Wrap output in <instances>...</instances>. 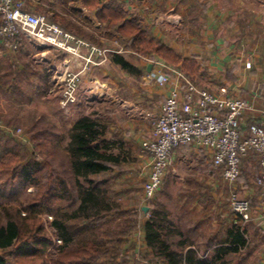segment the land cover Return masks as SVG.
I'll return each mask as SVG.
<instances>
[{
    "label": "crops",
    "instance_id": "1",
    "mask_svg": "<svg viewBox=\"0 0 264 264\" xmlns=\"http://www.w3.org/2000/svg\"><path fill=\"white\" fill-rule=\"evenodd\" d=\"M22 1L27 10L44 13L66 31L101 49L109 50L108 60L104 64L88 69L89 71L81 76L78 100L74 107L79 114L82 113V116L67 124L66 129L55 121L56 126L61 129V138L66 132L69 133L70 139L74 125L84 117L95 118L85 113L91 104H89L90 100L100 104L110 100L112 107L107 110L106 118L93 120L97 122L94 128L100 134L96 142L104 140L107 143V152L125 159L121 166L114 167L115 171L118 169L122 171L120 174H115L114 178L123 177L122 173L125 170H131L135 174H145L147 179L152 167V156L143 149L142 142L151 137L154 124L162 112V104L170 93L173 90H178L181 94L184 92L182 80L173 75L172 81L164 85L147 83L145 76L155 71L156 65L129 49L126 43L128 40L121 39L115 29L106 28L99 19L97 11L89 9L82 0ZM112 1L103 0L101 7H111ZM117 1L123 5L126 18L140 17L143 28L150 36L169 44L183 58H195L199 62L198 80L193 81L188 76L197 85L210 91L225 86L231 96L250 102L256 100V110L246 111L240 118L243 131H246L253 122L264 126V116L260 112L264 103V0ZM65 21L77 25L84 35L66 27ZM1 22L0 15V24ZM24 42L25 38L22 39L20 49ZM4 49L0 40V93L1 95L5 93V97L9 93L8 101L17 102L18 106L31 97L27 92L30 86L29 80H37V93L41 94V91L47 93L53 83L52 71L58 70L62 74L65 68L78 70L84 63L58 48L44 46L41 50L45 64L48 66L41 68L36 76H32L33 74L27 71L25 75L22 74L25 66L12 58V54L15 53L11 52L10 57L8 53L10 50L4 53ZM127 54L134 55L135 61L127 59ZM117 55L121 56L129 66L124 67L117 63L115 61ZM5 58L6 61H3ZM155 58L164 61L160 57ZM169 65L183 71L173 64L169 63ZM21 74L25 76L22 77ZM19 90L23 94L18 97L14 93ZM0 133L4 138L7 136L3 130H0ZM69 141L61 145L64 151ZM254 158H258L256 160L260 166L259 157L255 152H250L245 157L244 165ZM132 173H128L124 180L131 183L134 180ZM216 175V168L212 163V151L196 143H190L177 147L171 152L167 175L160 191L163 192L166 188V195H171L175 193L173 189L175 185H181L184 189L179 193L180 199L177 200L180 208H182L181 203L188 199L185 193L189 192L193 194L192 197L195 196L192 203L197 205L200 201H207L204 195L214 187L217 188L214 184ZM162 196L163 194L159 196L161 208H163ZM147 204L141 200L133 207L136 210H143ZM150 209L151 207L147 212L143 210V219L142 215L139 216L142 220V228L138 232L133 230L132 234L126 235L125 243L131 242L147 248L144 224L148 220L147 213ZM168 213L170 214L169 211ZM219 217L222 215L220 214ZM216 235L220 238L211 237L205 241L209 251H213L223 241L222 233L218 232ZM191 244L188 248H196V241Z\"/></svg>",
    "mask_w": 264,
    "mask_h": 264
},
{
    "label": "trees",
    "instance_id": "2",
    "mask_svg": "<svg viewBox=\"0 0 264 264\" xmlns=\"http://www.w3.org/2000/svg\"><path fill=\"white\" fill-rule=\"evenodd\" d=\"M82 1L89 9L97 11L106 28L115 29L121 39L128 40L129 49L142 55L159 56L181 68L193 81L200 77V64L195 58H183L169 44L150 36L139 16L126 18L123 5L117 0L111 2V7H101L103 0ZM65 25L84 35L74 23L65 21ZM115 61L124 67L129 66L119 55ZM46 130H33V140L38 147L56 146L57 140L54 139L57 137H54L52 130ZM98 132L91 119L84 117L74 125L65 148V166L68 169L65 172L69 179H73V186L81 191L77 195L80 199L78 207L71 212L65 211L61 218L57 216L52 222L63 242L55 256L49 251L52 240L40 215L44 208L53 213L52 209L63 200L52 175L56 168L50 161H27L11 149L0 153V184L24 180L26 187L33 186L37 190L27 204H19L15 199L9 202L0 200V264H107L117 259L122 249V236L133 233L132 219H125V223L118 224L120 229L117 231L105 230L106 226L115 223L122 215L118 201H110L106 197L109 193L106 185L110 177L122 172L121 169L115 171L114 167L121 166L125 159L107 152L104 140L96 142L100 137ZM46 152L51 156L50 150ZM244 163L243 160L239 181L245 177ZM69 179L66 177L63 183L71 184ZM69 191L72 192L71 185ZM73 196L76 197L75 194ZM150 207L152 211L144 224V230L155 264H159V260L161 264H227L225 257L230 252H237L247 245L246 229H233L228 232L230 237L213 249L211 259H199L195 251L186 250L192 244L168 210L161 208L158 203H152ZM117 241V244H113Z\"/></svg>",
    "mask_w": 264,
    "mask_h": 264
},
{
    "label": "rangeland",
    "instance_id": "3",
    "mask_svg": "<svg viewBox=\"0 0 264 264\" xmlns=\"http://www.w3.org/2000/svg\"><path fill=\"white\" fill-rule=\"evenodd\" d=\"M31 12L45 15L41 12ZM46 17L50 22H53L47 15ZM43 47L44 45L40 44L36 39L26 37L23 47L18 51H9L5 47L3 51L4 53L9 51L8 53L10 57L11 52L15 53L12 54V58L25 66L23 68L24 70H22V74L27 75V71L29 73L31 72V74H33L32 76H36L41 71V68L48 66L45 64L44 54L41 50ZM27 50H29V54ZM140 55L149 60L159 57L156 55ZM127 59L135 61L134 55L131 54H127ZM4 60L6 61V58L3 59V61ZM164 62L169 64L166 60H164ZM92 67L94 66H91L90 64L88 69L90 70ZM52 72L53 83L51 89H49V92L47 91V93H44V91H41V94L37 93V80L31 79L28 81L30 86L28 87L29 89L27 92L30 93L31 97L27 101H24V104L22 105L18 106L17 102H9V99H7L10 98L8 97L10 95L9 93L7 94V97H5V93H3V95L0 93V119L5 126L9 128L12 127L16 133H6L7 136L5 138L0 133V153H4L6 149H11L20 154V156L27 161L43 163L50 161L56 168L53 170L52 175L57 184L58 193L63 195V200L52 209L54 210L53 213H50L48 209L44 208V212L40 215L43 218L46 231L52 240L49 245V251L55 256L58 254V248L63 242L60 240L56 228L52 226V222L57 216L61 218L65 211L71 212L74 208L78 207L80 199L77 195H79L81 191L73 186V179H69V176L65 172L68 170L65 166L67 165V158L61 145H65L70 140L69 133L65 132L61 138V129L56 126L55 121L66 129L67 124H71V121L77 117L79 119L82 116V113L79 114V112L76 111L74 104L68 108H61V73L58 70ZM22 74L20 76H22ZM14 94L19 97L23 93L19 90L15 91ZM120 101H122V99H120ZM89 104L90 106H88L85 113L92 115L91 117H95L91 118L94 125H96L97 122L93 120H104L106 118L105 115H107V110L112 107L110 100L101 104L97 101L94 102L90 100ZM37 129L41 131H44V129H47L46 131L52 130L54 137H57L54 139L57 140V145H47V147L44 145L43 147H38L35 140L32 138L33 130L37 131ZM42 149H44V153L42 152ZM47 150L52 152L51 156L47 154ZM256 159L258 158L251 159L246 163L245 177L238 182V185H230L227 183L222 177L221 169H216L217 178L214 184L217 188L214 187L209 193L207 192L204 195L205 200L207 199V201H200L197 205L193 204L192 201L195 200V196L192 197L193 194H191V192L185 193L188 199H186L184 203H181L182 208H180L178 205L180 203L177 201L180 199L178 198L179 193L184 189L181 188V185H175L173 188L175 190L174 194L166 195L167 190L165 188L163 192L159 191L151 201H145L143 189V185L146 181L145 174H135L132 173L131 170H125V172L122 173L123 177H110L109 184L106 185L109 192L106 197L109 198L110 201H118L117 203L121 206L119 212L122 215L115 223L106 226L105 230L115 229V231H117L120 229L118 224H122V222L125 223V219L131 218L132 228L134 232H138L143 226L142 220L139 219V216L142 215L143 219L144 214L142 209L136 210L133 205L142 200L145 203H148L145 206H149L150 208L152 203L159 204V196L163 194L161 200L163 201V203L161 202L163 208H167L170 212L171 218L184 232L189 243L194 241L197 242L196 248L187 247L186 250L192 249L195 251L196 256L199 259L209 260L213 257L214 251H209L207 249L205 241H207L208 238L219 237L216 235V233L219 232L222 233L221 239L225 241L228 239V232L230 230H238L242 228L246 229L245 238L247 239V245L240 248L237 252H230L225 257L227 264H264V208L262 207L259 188L256 185L257 176L260 172V166H258ZM128 173H132L134 177V180L131 181V183L124 180ZM66 177L69 179V182H72L71 184L66 185L63 183V180ZM70 185L72 192L69 191ZM85 185H88V183L85 182ZM128 186L130 187L128 188ZM234 189L239 191V194L242 197H246L250 200L252 207L251 221H243L231 210L229 196ZM249 191L251 193H249ZM36 193V188L33 186L26 187L24 180H16L14 182L0 184V200L4 202H9L10 200L15 199L19 204H27ZM73 194H75L76 197H74ZM60 209L62 210L61 212ZM147 214H149L150 217V211ZM220 214L222 217H219ZM121 239H123V242L120 254L118 253L115 261L107 262V264H155L154 255L148 246L145 248L139 244L131 242L127 244L124 242L126 241L125 236H122ZM178 239L179 238H177V240ZM117 243L118 241L113 244ZM136 246L138 248H136ZM159 264H161V260H159Z\"/></svg>",
    "mask_w": 264,
    "mask_h": 264
},
{
    "label": "built area",
    "instance_id": "4",
    "mask_svg": "<svg viewBox=\"0 0 264 264\" xmlns=\"http://www.w3.org/2000/svg\"><path fill=\"white\" fill-rule=\"evenodd\" d=\"M0 15V40L6 49L18 51L22 39L29 37L84 62L78 70L67 67L61 74L62 108L77 102L81 76L89 65H101L108 60L109 50L101 49L64 30L50 22L46 15L27 10L22 0H0ZM151 61L156 65V70L146 74L147 83L164 85L176 75L183 82L184 92L181 94L173 90L170 93L162 104V112L154 124L151 137L142 142L143 149L152 156V167L143 186L145 201H151L161 190L173 149L196 143L212 151L214 167L221 169L223 179L230 185L237 184L243 160L250 152H255L260 161L256 185L264 208V126L253 122L243 131L240 125V118L246 111L256 110V100L250 102L231 96L225 86L210 91L164 61ZM260 112L264 116V103ZM0 130L16 134L1 119ZM229 202L231 210L239 218L245 222L252 220V207L248 198L242 197L234 189Z\"/></svg>",
    "mask_w": 264,
    "mask_h": 264
},
{
    "label": "water",
    "instance_id": "5",
    "mask_svg": "<svg viewBox=\"0 0 264 264\" xmlns=\"http://www.w3.org/2000/svg\"><path fill=\"white\" fill-rule=\"evenodd\" d=\"M148 209H149V206H144V207H143V210H144L145 212H147Z\"/></svg>",
    "mask_w": 264,
    "mask_h": 264
}]
</instances>
